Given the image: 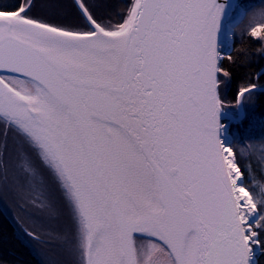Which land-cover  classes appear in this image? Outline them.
Listing matches in <instances>:
<instances>
[{"label": "water", "instance_id": "obj_1", "mask_svg": "<svg viewBox=\"0 0 264 264\" xmlns=\"http://www.w3.org/2000/svg\"><path fill=\"white\" fill-rule=\"evenodd\" d=\"M239 1L138 0L126 30L125 86L120 91L75 78L20 40H0V74L37 84L67 108L90 153L95 147L89 131L102 123L123 131L144 154L164 211L160 240L175 264H184L185 242L192 234L196 264H251L221 143L223 122L242 116L223 114L218 84L222 30ZM76 3L95 33L72 37L91 39L98 30ZM255 91L264 89L242 93L240 110L244 95ZM29 114L35 116L32 110ZM112 212L121 257L124 264H133L135 231L124 220L120 201H114Z\"/></svg>", "mask_w": 264, "mask_h": 264}, {"label": "bare ground", "instance_id": "obj_2", "mask_svg": "<svg viewBox=\"0 0 264 264\" xmlns=\"http://www.w3.org/2000/svg\"><path fill=\"white\" fill-rule=\"evenodd\" d=\"M7 37L38 49L75 78L116 91L125 86L126 33L107 35L98 31L91 39L72 37L18 18L0 16V40ZM30 83L35 96L26 97L16 94L0 80V114L19 122L66 175L92 232L88 264H124L112 212L115 200L120 201L124 220L135 234L147 233L161 242L158 227L163 223L164 211L156 175L144 154L123 131L102 123L93 124L89 131L96 150L90 153L83 146V131L71 112L40 86ZM29 110L35 112L34 117ZM221 143L223 147V131ZM226 161L233 185L237 187V198L247 200L246 193L237 186L240 177L234 156H227ZM103 179V184L113 185V193L107 186L100 191ZM96 190L101 192L102 200H108L107 206L100 202L95 205ZM241 220L247 222L243 210ZM183 260L184 264H196L197 238L193 234L186 239ZM250 263L255 264L253 259Z\"/></svg>", "mask_w": 264, "mask_h": 264}, {"label": "rangeland", "instance_id": "obj_3", "mask_svg": "<svg viewBox=\"0 0 264 264\" xmlns=\"http://www.w3.org/2000/svg\"><path fill=\"white\" fill-rule=\"evenodd\" d=\"M77 2L85 11L80 1L77 0ZM83 2L87 11L94 18L97 16L101 19L97 15L98 11L95 7L87 5L86 1ZM38 7L43 8V11L38 12ZM71 9L68 0H26L20 14L0 15L18 18L27 23L51 29L56 33L71 36L94 34L95 30L88 21L91 26H89V30L92 29L90 33L84 32L86 27L80 24L78 18L80 16L77 11L75 18L66 16ZM85 13L95 29L107 35L126 33L134 15L133 12L125 23L117 26V24L107 20L108 18H103L105 22L98 21L100 23L97 25L86 11ZM33 18H38L39 21L35 22L37 20ZM263 21L264 1L251 7L237 5L225 24L226 29L229 30H225L221 37V57L222 52H228L231 49L234 35L238 30L241 33H247L250 27L261 28L259 25ZM103 26L112 27L115 32H107ZM0 80L16 94L26 97L35 96L34 87L27 80L10 74H0ZM226 111L227 113L225 109L222 110L223 114L232 115L236 118L241 113L243 117L242 105L241 110L238 107V114L229 108ZM222 131L224 145L227 147L225 151L229 153L227 154L229 157H232L231 137L228 133L227 124H223ZM235 165L240 177V184L237 186H240L247 195V200L242 197L237 198L239 211L241 215V210H243L247 218V222L244 224L245 232L249 242L251 259L256 264V257L260 252L255 232L258 214L251 195L244 188L243 176L236 161ZM105 178L107 179V176ZM103 181L104 179L99 184L100 191L103 190L104 186H107L103 184ZM112 186L108 184V187ZM96 192L99 196L96 193L93 195L95 205L100 202L107 206L108 200H102L101 192L97 190ZM0 206L14 221L18 232L22 236L24 235L25 240L30 243L43 264L89 263L92 232L81 213L79 202L66 175L57 161L19 122L2 114H0ZM134 254L135 264H175L167 247L147 233L135 235Z\"/></svg>", "mask_w": 264, "mask_h": 264}, {"label": "trees", "instance_id": "obj_4", "mask_svg": "<svg viewBox=\"0 0 264 264\" xmlns=\"http://www.w3.org/2000/svg\"><path fill=\"white\" fill-rule=\"evenodd\" d=\"M93 22H105V19L120 25L132 16L137 0H79ZM95 7L94 18L85 5ZM264 0H240L238 5L256 6ZM26 0H0V14L17 15L24 8ZM72 9L66 16L74 17L79 13V22L90 33L89 24L78 8L76 1L68 0ZM53 5V4H52ZM46 7V5H45ZM73 10V11H72ZM38 12L43 8L38 7ZM68 11V9H66ZM77 11V12H76ZM73 12V14H72ZM65 16V15H64ZM37 20L38 18H33ZM39 20L35 21L38 22ZM102 25V24H100ZM104 25V24H103ZM91 27V26H90ZM259 27H250L247 33L239 30L234 35L232 49L224 52L220 61L218 77L219 102L221 109L235 111L242 93L250 89H264V21ZM107 32H115L112 27L103 26ZM114 30V31H112ZM76 32V31H75ZM223 82V85L221 83ZM222 86V87H221ZM243 117L238 121H225L231 137V150L244 180V188L252 197L257 210V243L259 254L256 264H264V91H255L244 95L241 100ZM232 114V113H229ZM238 118V117H236ZM0 264H43L30 243L25 240L14 223L0 206Z\"/></svg>", "mask_w": 264, "mask_h": 264}, {"label": "built area", "instance_id": "obj_5", "mask_svg": "<svg viewBox=\"0 0 264 264\" xmlns=\"http://www.w3.org/2000/svg\"><path fill=\"white\" fill-rule=\"evenodd\" d=\"M226 27L227 26H225L224 28H223V30H222V35H223V32H225V29H226ZM222 35H221V37H222ZM221 43H222V40H221ZM230 48L232 49V45L230 46ZM231 49H229L228 51H230ZM225 52V51H224ZM223 57V56H222ZM227 147L224 145V134H223V150H225ZM228 150H229V147H228ZM233 153V152H232ZM228 154V152L227 151H225V156L227 157V156H229V155H227ZM233 155V154H232Z\"/></svg>", "mask_w": 264, "mask_h": 264}]
</instances>
